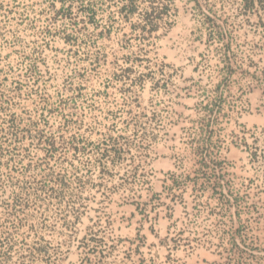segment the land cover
Segmentation results:
<instances>
[{"label": "rangeland", "instance_id": "rangeland-1", "mask_svg": "<svg viewBox=\"0 0 264 264\" xmlns=\"http://www.w3.org/2000/svg\"><path fill=\"white\" fill-rule=\"evenodd\" d=\"M0 264H264V0H0Z\"/></svg>", "mask_w": 264, "mask_h": 264}]
</instances>
